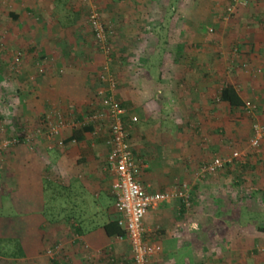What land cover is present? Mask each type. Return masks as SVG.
<instances>
[{
  "label": "crops",
  "instance_id": "obj_1",
  "mask_svg": "<svg viewBox=\"0 0 264 264\" xmlns=\"http://www.w3.org/2000/svg\"><path fill=\"white\" fill-rule=\"evenodd\" d=\"M149 2L147 11L145 0H135L131 28L126 29L125 22L115 27L113 41L119 55L126 57L121 60L122 67L114 69L118 79L116 98L127 111L125 122L145 190L167 193L189 183L197 193L204 184L195 175L212 159L214 154L209 152L222 154L224 146L235 141V133L226 139L221 136L227 133L226 124L232 125L221 119L222 110L235 112L221 101L222 89L229 81H236L245 102L249 81L236 73L221 85L223 76L217 67L220 55L215 50L220 43L202 34L216 16L212 6L201 11L198 2L191 6L188 0ZM33 8L43 15L53 14L44 11L40 3ZM148 13L151 20H157L153 24L157 32L154 45L166 49L155 59L144 54V19ZM204 13L209 17H203ZM179 15L182 19L178 21L175 18ZM257 17L252 14L251 21H259ZM123 18L126 21L125 15ZM84 30L68 25L49 31L50 36L47 30L38 43L46 53L53 50L56 68L49 70L46 81L36 87L42 96L37 113L48 109L46 102L53 101L54 111L66 122L65 129L56 138L38 135L35 130L28 132L29 136L11 153L4 175L0 174V210L12 203L20 215L0 218V239L19 242L22 258L13 260L22 264H111L112 258L119 259L120 264L130 262L128 240L109 237L104 228L120 216L112 177L106 171L111 135L105 125L88 119L95 110L96 93L101 88L97 81L100 83L106 63L99 52L88 49ZM191 32L195 33L192 40ZM257 44L253 47L259 46L260 51L263 44ZM190 48L197 50L191 53ZM213 52L215 55L208 56ZM130 61L133 66L127 68ZM207 67L211 73L205 71ZM261 95L260 109L264 111V92ZM28 112L29 117L34 116L32 109ZM230 169L218 174L219 188L232 184ZM199 197L191 198L190 208L173 199L148 212L143 221L145 241L159 247L151 264H196L191 257L205 254L192 242L205 233L199 221ZM47 200H52L56 208L48 218ZM217 201L216 219H221V211L231 213L233 205Z\"/></svg>",
  "mask_w": 264,
  "mask_h": 264
},
{
  "label": "rangeland",
  "instance_id": "obj_2",
  "mask_svg": "<svg viewBox=\"0 0 264 264\" xmlns=\"http://www.w3.org/2000/svg\"><path fill=\"white\" fill-rule=\"evenodd\" d=\"M188 1L191 6L194 2H198L197 7L201 11L209 9L211 6L214 8L213 13L216 16L212 17L211 23L206 25L205 32L202 34L206 36V39H218L220 43L215 50L216 55H220L217 67H220L219 72L223 76L221 85L223 86L236 73L242 74L249 81L244 91L245 95L249 97L246 101H253L258 105V113L254 117L244 109L230 114L222 110L221 119H227V122L232 125L227 127L225 123L227 133L221 136L226 139L232 135L231 132L235 133V141L232 144L227 143L222 154H215V151H211L209 154H214L212 159L215 157L227 158L234 152L243 155L246 159V168H241L236 163H233L231 167H226L233 170L232 180H230L232 184L225 189L219 188L217 186L218 175L212 176V178L206 177L204 180L199 179L197 173L200 168L210 163L212 159L203 163L195 175L196 180L204 184L202 190L197 193L192 192V184L186 183L192 200H196L195 196L200 195L199 200L202 202V206L199 209V221H201L202 229L205 230L199 240L192 241L195 245L198 244L197 246L202 248L200 251L204 250L205 254L192 256L191 259L196 264H264V158H261L264 153V144L258 150L250 148L254 120L264 124V111L260 109L261 93L264 92V0ZM39 3L44 6V11L53 12L50 14L51 17L47 14L43 15L33 8L34 4ZM134 4L135 0H93V5L98 8L111 38L113 52L110 60H107L99 50L87 24L90 4L84 3L82 0H0V174L4 175L11 153L20 146L18 143L9 145L7 142L15 139L17 133L29 136L28 132L37 131L46 116L55 112L51 100L46 102L49 108L45 111L37 113L36 108L37 105H42V96L36 87L38 83L46 81L44 77L49 70L56 68V57L53 50L49 49L48 54L38 47V43L46 35V31L48 30L47 35L50 36L52 33L49 31H56L61 27L82 26L85 29L83 32L84 42L88 49L92 48L104 56L105 63H108L110 71L113 72L118 83L114 69L122 67L121 60L126 57L119 55L120 52L113 41L116 36L115 27L124 22L126 29L132 27ZM149 5V0H145V10L149 11ZM11 13L17 19L12 17ZM254 13L258 15L259 21L256 19L251 21V15ZM121 14L125 15L126 21ZM203 17H206L205 13ZM208 17L209 14L206 18ZM175 19L179 21L182 17L179 15ZM144 22L143 38L146 41L144 54L152 57L151 59L160 57L166 49L154 45L157 32L153 30L155 22L149 18V13ZM194 34L190 33L191 40ZM129 38L131 41L134 39L132 32ZM255 42L258 43L257 45L263 44L260 51H258L259 46L253 47ZM190 50L192 53L197 49L190 48ZM211 55H215L214 52L208 56ZM131 63L130 61L126 65L127 68ZM131 65L133 66V64ZM40 69H44L45 72L41 74ZM205 71L209 72V68L207 67ZM59 75L62 76L63 72ZM244 81L246 80L242 81L245 84ZM97 84L99 87L103 86L98 81ZM221 85L218 87L220 88ZM29 109L34 112L33 117H29ZM205 115L207 114L205 113ZM217 200L233 205L231 213L221 211L223 214L219 216L222 221L216 219ZM47 202L46 217L48 218L54 215L53 212L56 208H54L53 201L47 200ZM10 204L0 210L1 219L8 216L20 218L16 207L12 206V203ZM229 215L234 219L228 218ZM223 221L226 224L221 223ZM52 247L56 248L54 245ZM57 248L61 249L59 246ZM116 260L119 261V259ZM128 261H130L128 264H133L132 252ZM122 262L126 264L124 261ZM0 264L22 263L19 260H13V258L0 257Z\"/></svg>",
  "mask_w": 264,
  "mask_h": 264
},
{
  "label": "built area",
  "instance_id": "obj_3",
  "mask_svg": "<svg viewBox=\"0 0 264 264\" xmlns=\"http://www.w3.org/2000/svg\"><path fill=\"white\" fill-rule=\"evenodd\" d=\"M90 4L87 24L92 31L99 50L107 60L112 55L109 33L102 21L98 8L93 0H82ZM230 11H232L230 9ZM44 69H40L43 74ZM103 85L96 93L95 110L89 122L105 125L111 135V150L107 157L106 171L112 177V191L116 198V209L120 215L118 225L126 231L125 237L130 243L133 264H151L152 259L159 251V247L145 241L143 221L150 210L156 209L173 199L181 200L187 208L191 207V193L188 185L183 184L179 189L167 193H148L139 181L141 167L137 163L132 150L129 128L125 122L126 109L116 98L118 83L110 71L108 63L99 75ZM244 110L253 117L258 113V105L253 101H246ZM66 122L53 112L46 116L37 129L38 135H47L49 138L59 137L66 127ZM28 138V137H27ZM28 141V140H26ZM19 144L18 139L8 141L7 144ZM60 144H63L62 142ZM264 144V124L256 119L252 125L250 148L258 150ZM245 165L246 159L239 152L230 157H215L208 164L203 165L197 173L199 179L216 176L229 164ZM111 264H120L115 258Z\"/></svg>",
  "mask_w": 264,
  "mask_h": 264
},
{
  "label": "trees",
  "instance_id": "obj_4",
  "mask_svg": "<svg viewBox=\"0 0 264 264\" xmlns=\"http://www.w3.org/2000/svg\"><path fill=\"white\" fill-rule=\"evenodd\" d=\"M10 15L17 19V17L13 13H11ZM109 39L111 38L109 37ZM110 44H111V40H110ZM236 83H237L236 81H231V82L229 81L227 86L223 87L220 97L221 101L227 103L229 107L234 111L244 109V104H245L243 98L240 96L239 92L235 87ZM24 138H25L24 134L19 135L17 133L16 139H18L19 144H21L24 141ZM231 166L232 165L229 164L227 168ZM240 167L246 168L245 165H240ZM227 168H225L224 170H226ZM209 178H212V176ZM104 228L109 237L126 236V231L118 225L117 220L107 223ZM21 256H22V248L19 242L17 241L12 242L8 240L0 239V257L20 259L22 258Z\"/></svg>",
  "mask_w": 264,
  "mask_h": 264
}]
</instances>
